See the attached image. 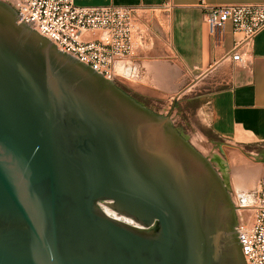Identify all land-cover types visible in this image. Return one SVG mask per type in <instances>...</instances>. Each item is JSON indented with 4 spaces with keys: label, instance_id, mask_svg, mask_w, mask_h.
Listing matches in <instances>:
<instances>
[{
    "label": "water",
    "instance_id": "1",
    "mask_svg": "<svg viewBox=\"0 0 264 264\" xmlns=\"http://www.w3.org/2000/svg\"><path fill=\"white\" fill-rule=\"evenodd\" d=\"M18 17L0 0V264H246L204 141Z\"/></svg>",
    "mask_w": 264,
    "mask_h": 264
},
{
    "label": "crops",
    "instance_id": "2",
    "mask_svg": "<svg viewBox=\"0 0 264 264\" xmlns=\"http://www.w3.org/2000/svg\"><path fill=\"white\" fill-rule=\"evenodd\" d=\"M200 1L75 0V3L170 4L166 15L150 18L151 28L132 56L138 69L137 86L155 98L148 96L150 100L164 102L171 109L169 116L173 121L180 114L187 115L181 124L187 137L202 139L209 145L213 140L218 142L219 154L227 158L229 150L241 154L247 148L252 149L254 157L242 154L240 160L227 159L219 165V169L230 172L229 187L236 190L251 184L255 174L260 176L264 172V28L248 49L237 51L242 60L234 61L225 57L236 39L231 25L210 34ZM202 1L210 5L264 3V0ZM252 168L258 171L253 174Z\"/></svg>",
    "mask_w": 264,
    "mask_h": 264
},
{
    "label": "built area",
    "instance_id": "3",
    "mask_svg": "<svg viewBox=\"0 0 264 264\" xmlns=\"http://www.w3.org/2000/svg\"><path fill=\"white\" fill-rule=\"evenodd\" d=\"M13 5L18 22L24 19L60 51L109 79L137 76L132 56L151 28L149 20L170 10L168 2L159 6H82L75 0H13ZM199 5L210 34L231 25L236 39L225 57L241 61L237 51L248 49L264 28V3L210 5L201 0ZM236 212L246 264H264V172L255 187L237 192Z\"/></svg>",
    "mask_w": 264,
    "mask_h": 264
},
{
    "label": "rangeland",
    "instance_id": "4",
    "mask_svg": "<svg viewBox=\"0 0 264 264\" xmlns=\"http://www.w3.org/2000/svg\"><path fill=\"white\" fill-rule=\"evenodd\" d=\"M7 2H9L10 4H13V0H6ZM117 84L119 86H122L126 91H128L130 94H132L133 96L137 97L139 100L141 101H144V103L146 105H148L149 108H151L152 110H154L155 112L157 113H161V114H168L171 112V109L166 106L164 104V102L162 101H158V102H155L150 100L148 98V96H150L151 98H154L150 95V93L148 91H143V90H140L139 87L137 86V77L135 76H132V77H129V78H122V77H118L116 79H114ZM155 99V98H154ZM187 120V115L185 114H180L179 117L177 118V120H174L173 123L174 125L176 126V128L181 132V133H185L184 135L187 137V133L184 131L183 127H182V122ZM202 129L206 130V128L203 127V125H201ZM207 131V130H206ZM207 134H209L208 132H206ZM208 137H211V135H208ZM193 139V137H188V139ZM203 142V141H202ZM201 142V144H202ZM199 143V141H198ZM204 145H201V150L207 155V157H210L212 159H215V164L217 165V167L219 168L221 165V162L225 161V160H229L231 159L232 161H235V160H240V157H242L243 155L242 154H245L247 155L248 157H254V155H251L252 153H250L252 151L251 148H247L246 150L243 151V153L241 152L240 153H235V152H231L229 153V156L230 158L226 157L224 154H219L218 152V149H217V144L218 142H211L212 145H209L207 144V142H203ZM200 144V143H199ZM252 160V159H251ZM222 170V172L224 173V175L226 176V178L228 179V177L230 176V172L227 171L225 168H222L220 169V171ZM252 173H256L257 171L254 170L252 168ZM260 174V172H258ZM259 175L258 174H255V180L251 183V184H248V185H245L241 188H237L236 190H234L233 188L230 187V190L232 192V195H233V198H234V201H235V207H236V201H237V192L240 193L241 191H244L246 189H251L253 187H255L258 183V180L259 178L262 176V173L261 175L258 177ZM228 185L230 186V183H229V180H228Z\"/></svg>",
    "mask_w": 264,
    "mask_h": 264
},
{
    "label": "flooded vegetation",
    "instance_id": "5",
    "mask_svg": "<svg viewBox=\"0 0 264 264\" xmlns=\"http://www.w3.org/2000/svg\"><path fill=\"white\" fill-rule=\"evenodd\" d=\"M123 90H125L122 86H120ZM126 91V90H125ZM126 92H128V91H126ZM129 93V92H128ZM130 94V93H129ZM132 97H134L137 101H139L141 104H143V105H145V106H147L148 107V105H146L145 103H144V101H141V100H139L137 97H135V96H133L132 94H130ZM184 135V134H183ZM185 136V135H184ZM186 137V136H185ZM186 138H188V137H186ZM213 161H215V159H213ZM216 162V161H215Z\"/></svg>",
    "mask_w": 264,
    "mask_h": 264
},
{
    "label": "bare ground",
    "instance_id": "6",
    "mask_svg": "<svg viewBox=\"0 0 264 264\" xmlns=\"http://www.w3.org/2000/svg\"><path fill=\"white\" fill-rule=\"evenodd\" d=\"M121 64H122V63L117 64V68H118V69H121V67H122ZM133 76H134V75H133Z\"/></svg>",
    "mask_w": 264,
    "mask_h": 264
}]
</instances>
